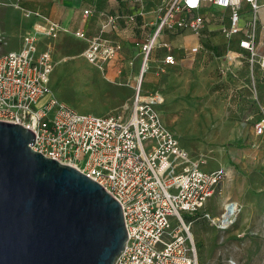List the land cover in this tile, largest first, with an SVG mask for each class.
<instances>
[{
    "label": "built area",
    "instance_id": "2783aa9c",
    "mask_svg": "<svg viewBox=\"0 0 264 264\" xmlns=\"http://www.w3.org/2000/svg\"><path fill=\"white\" fill-rule=\"evenodd\" d=\"M243 2L251 6L254 29L260 8L257 0H171L152 37L135 44L143 60L131 106L107 116L80 113L53 94L50 79L55 62L51 50H41L39 44L42 38L49 43L63 33L72 35L86 44L82 54L86 61L102 68L118 61L122 51L120 44L102 37L106 29L117 27L119 16L102 14L105 22L100 33L89 36L84 30L72 32L37 13L26 12L28 18L38 17L44 22L23 36L19 51L0 54V122L32 131L30 148L34 152L75 168L121 205L127 241L114 264H198L191 233L193 221L185 222L182 215L200 212L227 173L223 169L205 170L204 157L194 158L180 146L157 109L164 103L163 96L158 92L144 94L142 77L149 71L151 54L166 27L177 25L195 34L201 32L203 17L175 20L177 14L198 11L202 3L229 10V25L221 28L229 40L242 31ZM14 6L20 9L18 4ZM89 14L84 11L85 16ZM3 43L0 38V46ZM239 47L249 53L253 65L257 57L253 31L246 33ZM199 52L200 47L190 50L193 56ZM177 64L173 54L166 55L160 73ZM255 132L264 134V118L255 124ZM239 212L240 205L229 201L220 218H211L208 213L203 217L218 229L227 230Z\"/></svg>",
    "mask_w": 264,
    "mask_h": 264
},
{
    "label": "rangeland",
    "instance_id": "374dc122",
    "mask_svg": "<svg viewBox=\"0 0 264 264\" xmlns=\"http://www.w3.org/2000/svg\"><path fill=\"white\" fill-rule=\"evenodd\" d=\"M170 4L171 0H166L160 5V18H164ZM2 6L0 38L4 43L1 52H7L20 48L21 36L30 28L28 23L22 22L28 19L26 12L45 15L24 7V10L16 9L8 0H2ZM164 35L159 38L161 43L171 44V48L182 46L174 45ZM41 48H49L55 62L50 79L53 94L78 112L107 116L131 106L143 60L139 49L137 56L131 54L135 56L133 60L138 57L133 66L116 62L98 68L83 57L85 44L68 34L44 43ZM190 49L177 48L176 54L186 57ZM167 52L162 48L153 50L149 71L142 77L143 93L162 92L166 100L157 109L166 126L177 136L180 146L194 158L204 157L205 170L223 169L227 173L200 212L182 215L185 222L193 221L191 233L198 264H264V205L251 204L246 218L240 207L235 222L227 230L218 229L203 217L208 213L211 218H220L227 202L237 203L236 195L240 187L253 181L240 176L238 78L230 70L221 71L223 60L218 59L219 56L210 55L204 59L201 54L191 64L182 63L178 68L157 75L158 64ZM225 65L228 66L227 63ZM247 66L246 69L249 68ZM247 113L259 114L256 118L263 117V111L257 109L250 108ZM242 193L240 190L241 196ZM245 197L252 198L247 194Z\"/></svg>",
    "mask_w": 264,
    "mask_h": 264
},
{
    "label": "water",
    "instance_id": "95a60500",
    "mask_svg": "<svg viewBox=\"0 0 264 264\" xmlns=\"http://www.w3.org/2000/svg\"><path fill=\"white\" fill-rule=\"evenodd\" d=\"M33 142L0 122V264H114L127 241L121 205Z\"/></svg>",
    "mask_w": 264,
    "mask_h": 264
},
{
    "label": "crops",
    "instance_id": "0c3cea01",
    "mask_svg": "<svg viewBox=\"0 0 264 264\" xmlns=\"http://www.w3.org/2000/svg\"><path fill=\"white\" fill-rule=\"evenodd\" d=\"M8 1H11L13 5L18 4L19 7L22 6L20 7L21 10H24V7L25 9L42 13L49 21L58 23L67 29H71L72 32L84 30L89 36L100 33V29L105 22L102 14L119 16L120 19L117 27L114 30L106 29L102 34L103 38L118 43L122 47V51L119 54V60L109 63L110 65H113L112 63L116 62H126L128 65L130 62H135L138 57L134 60L133 58L137 56V51L139 49L135 44L146 43L155 33L161 20L159 17V12L162 11L160 5L165 2V0ZM257 2L260 8L256 15L254 29H252L253 13L251 11V6L248 3L243 2L241 5V21L243 22V26H241L240 21L242 31L231 37L229 40L222 35L221 28L229 25L230 11L208 3H202V6L198 11L189 14L180 13L175 16V20L191 18L194 16L203 17L204 25L199 34H195L188 29H182L177 25L173 28L166 27L167 31L168 29L176 31L170 33L169 31L167 32L165 28L161 34H165L164 36L169 37L174 45L180 44L182 45L180 47H191V49L194 47H200L199 54H201L204 59L210 55H215L216 57L219 56L218 59L223 60L220 67L221 71L225 70L228 72L230 70L235 77L238 78V87L240 88V176L244 179L249 180L252 178L253 180L252 182H249L248 185L240 187L239 193L236 195L237 203L242 208L244 218H246L245 216H247L251 204L255 205L256 203L258 206L264 205V134L259 136L256 135L255 132V124L264 118V67L261 66V62L264 59V0H257ZM1 7H3L2 4L0 5V8ZM86 10L90 11V14L87 16L84 15V11ZM22 22L28 23L30 28L21 36L20 48L1 52L2 45L0 46V54L19 51L22 47L23 36L26 33L31 32L34 25L43 23L44 21L40 18L29 17L27 20H22ZM177 31H181L182 33L179 34ZM248 31H253V43L257 55L256 62L253 65L250 63L249 53L239 47V42L246 38V33ZM65 34L66 33H63L61 35ZM69 36L80 43H84L72 35ZM47 42L46 39L42 38L39 48L42 50V45ZM165 44L169 46V49L164 48ZM170 45L171 44L166 42L161 43L159 40V45L156 48L166 49L168 52L162 57L158 64L157 75L160 74V66L163 58L168 54H173L176 57L178 64L173 67H166L165 72L178 68L182 63L191 64L194 62L195 57L199 55L197 54L193 56L190 53V49L187 51L188 54L186 57H179L176 54V51L177 48L180 47L173 46V48H171L172 45ZM225 52L227 53L226 56L222 57L221 55ZM133 53L135 55L134 57L131 55ZM236 54H241L242 56L238 57ZM224 59L227 61L224 62ZM225 63H227L228 66H226ZM246 66L249 68L246 69ZM153 67L155 68L154 65ZM230 67L233 69H230ZM127 74L128 73H126V75ZM129 74L131 75L130 71ZM141 88L143 92V85ZM154 92L160 93L165 102L166 99L162 92L158 90H155ZM250 108L263 111V117L256 118L259 114L247 113V110ZM257 180H259L258 183H256ZM240 190L243 191L242 196ZM246 194L249 196L251 195L253 199L246 198Z\"/></svg>",
    "mask_w": 264,
    "mask_h": 264
},
{
    "label": "bare ground",
    "instance_id": "6f19581e",
    "mask_svg": "<svg viewBox=\"0 0 264 264\" xmlns=\"http://www.w3.org/2000/svg\"><path fill=\"white\" fill-rule=\"evenodd\" d=\"M231 59H233V58H231ZM142 63V62H141Z\"/></svg>",
    "mask_w": 264,
    "mask_h": 264
}]
</instances>
